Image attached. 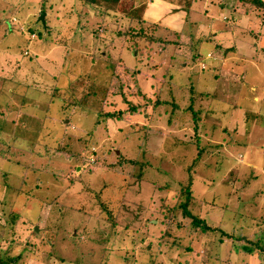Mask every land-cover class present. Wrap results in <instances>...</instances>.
<instances>
[{"label":"rangeland","instance_id":"1","mask_svg":"<svg viewBox=\"0 0 264 264\" xmlns=\"http://www.w3.org/2000/svg\"><path fill=\"white\" fill-rule=\"evenodd\" d=\"M39 1L0 0V20L9 16L15 27L0 42V256L20 255L18 264H203L207 250L217 251L216 264H264V250L252 247L253 258L243 249L264 236V77L247 71L243 99L252 108L233 128L221 113L240 110L221 103L229 98L221 92L226 77L214 80L210 68L201 69L217 63L206 58L208 50L244 28L239 17L230 23L231 13L204 14L221 15L226 6L243 13L241 1L175 0L198 12L177 34L184 18L175 5L164 3L163 16H171L164 28L136 29L142 21L122 13L155 0H120L114 17L108 4L45 0V35ZM259 17L264 24V13ZM210 21L218 25L216 38L202 41L213 36ZM3 30L0 24V36ZM262 56L255 58L264 68ZM138 85L148 102L134 97ZM213 88L219 102L200 92ZM190 97L211 108L201 110L207 118L194 137L185 110ZM136 105L141 110L133 114ZM105 112L121 118L108 120ZM196 145L205 150L200 159ZM191 179L188 209L212 231L195 229L182 215ZM115 239L125 245L113 253Z\"/></svg>","mask_w":264,"mask_h":264},{"label":"crops","instance_id":"2","mask_svg":"<svg viewBox=\"0 0 264 264\" xmlns=\"http://www.w3.org/2000/svg\"><path fill=\"white\" fill-rule=\"evenodd\" d=\"M236 1L239 2V0H236ZM176 2L177 1H175V0H173V1L172 0H161V1L155 0V1L151 2V6L146 5V3H145L143 5L144 6L143 7V14H142V18H141L143 24L155 25V27L157 29H159V27H157L159 25L163 27L164 22L166 20H168V22H169V19L171 17V16H169V17L163 16L165 13L164 8L166 7V5H164V3L167 5H175L176 9H174L173 11L174 12L179 11V13L181 15H183V18H184V21L182 20V25H181L180 29L176 33L180 34V32H181L184 34L185 30L183 28H184L185 18H188V15L190 13H194L196 15L198 12L195 11L193 8L191 10L190 7L187 8V10H182L181 8L178 7ZM212 6L213 7L215 6V3L213 1H211V3L209 4V7H212ZM224 6H226V5H224ZM228 9L229 8L227 6L222 8L221 9V15L215 14L213 11L204 14L207 16H204L200 12H199V14H202L200 16L201 18L203 16L204 17L210 16L212 19V15L215 17L222 16L224 18L228 12V13H231V16H233V18H234L233 21H230L231 24L234 25V22L237 21L238 17L240 20H242L241 23L244 24V28L239 27V25H238L239 30H241L238 33L239 35H237V37H239V39H237V37L234 36V34L228 35L227 38L229 39V41H227L228 39L225 38L226 41L222 40V42H220L217 45H214L213 48L208 50V52L206 53V58L208 60H210V58H208V57L212 56L213 54H217V56L220 57L219 60L215 59V60H217L216 64H213V65L210 64V65L214 67V68H212V70L218 71L217 75H222V76L226 77V80H224V82H221V88H222V86L224 87V90L222 88L221 92H223L225 94L227 93L229 98L227 100L224 98H223V100L221 99V103L223 102L227 106L228 105L233 106L232 107L233 110L235 107H238L240 109L237 111H230L229 113L226 112V115H225V110L221 111V113H223L222 118L226 122V124H229L233 128H236L235 124L237 126V125H239L240 120L242 122L243 120L247 119L248 116H247V113H245V111L248 112L247 109L252 108V103H251V100H249V97L247 99L246 98L243 99V96H245L246 93H245L244 89L242 90V88L245 86V75L247 74V71L249 70V68H251L252 71H254V73H256L258 75V77H260V78L264 77V68H262V62L259 58H255V57H257V55L259 53V56L263 55L262 60H264V28H263L264 24L261 25L259 22H257L258 19H260L259 16H261V14L264 13V10H261V11H258V10L254 11L253 10L247 14V13H241V12L240 13L231 12ZM224 19H227V18H224ZM211 21L207 24L208 32H209L207 34H210L213 36L206 37L202 41L209 40L213 37L216 38V34H217L216 29H217L218 25H216V22L212 23ZM261 22L264 23V20ZM0 24H2V23H0ZM167 26H169V25H167ZM167 26L165 27V29H169ZM2 27H4L3 24H2ZM195 28L196 27H194V29ZM211 28L212 29L214 28V31L212 30V32H211L210 31ZM171 31H174V30L171 29ZM247 32L250 35H246ZM219 34H221V31L219 32ZM243 35H245V36H243ZM247 36H252L253 38L252 37L248 38ZM4 37H5L4 34H1L0 42H2L4 40L3 39ZM253 40L255 43L252 42ZM202 41H200L198 43L201 44ZM225 46H227V47H225ZM221 51H222V54H221ZM196 52H197V55H199L197 50H196ZM247 59H248V61H247ZM253 59L255 61L251 62L249 64V61L253 60ZM204 65H206V64H202V66H204ZM216 79H218V78L216 77ZM253 83H255V82L253 81ZM216 86H217V84H216ZM249 90L252 91L255 89L250 88ZM213 91H215L216 95L218 96L217 89L213 88V89H210L208 91L209 97L211 95H213V93H212ZM263 92H264V88H263ZM213 97H215V96H213ZM234 99L236 100V102ZM219 100L220 99L218 97H216L214 102H219ZM253 100L258 101L259 100L258 96H253ZM213 115H214V113H212L210 116L212 117ZM234 119H236L235 123H234ZM255 130H256L255 126H252L247 131L248 132V134H247L248 142H250L253 139V134L255 133ZM204 132H205V128H204V131L202 132L203 138L205 137ZM219 148H220L221 152L226 154L225 149L226 150L228 149V147L226 145H223L222 147H219Z\"/></svg>","mask_w":264,"mask_h":264},{"label":"trees","instance_id":"3","mask_svg":"<svg viewBox=\"0 0 264 264\" xmlns=\"http://www.w3.org/2000/svg\"><path fill=\"white\" fill-rule=\"evenodd\" d=\"M4 2H5V0H3ZM83 3H84V5H87V6H90V5H93V4H95V6H99L98 4H104V6H105V4H108V8H106V11H107V13H111L112 12V17H114V15H115V13H117L116 11H117V4H118V2L120 1V0H81ZM173 1V0H172ZM241 1V3L245 6V10H244V12L243 13H250L251 11H253V10H258V11H261V10H264V1L263 0H240ZM40 2V5H41V12L42 11H45V13L46 14H48V11H47V8H45V6H44V2H45V0H40L39 1ZM143 5H140L139 7H136L135 9H131L130 11H127L125 14L124 13H122V15L124 16V18H126V20H128V22L129 21H131V20H138V21H142V14H143ZM4 6H2V11L4 10ZM138 8V10H136ZM187 8H189V5L187 4ZM16 9H17V7H16ZM16 9H12V11H11V14H13V15H16L17 16V14H16ZM186 9V8H185ZM40 12V13H41ZM235 12V11H234ZM107 13H104V15H103V17L105 18V20H106V16H107ZM37 17H35L34 18V21H35V19H36ZM84 18V17H83ZM44 20H45V22H44V24H42L41 23V21H38L39 23H41V25H43L44 27H45V32H44V35L45 34H49V28H51V26L48 24V19H47V16H45V18H44ZM140 21V22H141ZM107 22H109V20H107ZM0 23H2L3 24V28H4V30H3V34H4V36H6V35H8V34H11V33H14L15 32V30H13L15 27L13 26V23H12V21H11V19H10V17L9 16H6V17H4V18H2V20H0ZM142 24H143V22L141 23V26L140 27H134V28H138V29H141L142 28ZM30 29V31H32V28L31 27H29ZM144 28V27H143ZM156 28V27H155ZM133 30V29H132ZM34 33V32H33ZM124 34H126V31H124L123 32ZM132 34H137V32H133ZM41 35V34H40ZM125 35H123V37H124ZM45 39H46V36L44 37ZM47 40V39H46ZM134 44V43H133ZM193 54H195L196 55V57H197V52H194ZM222 54V53H221ZM194 55V56H195ZM208 58H210V59H220V57H218L217 56V54L216 55H214V57H213V55L212 56H209ZM211 69L210 71H208V75L209 74H211V76L214 78V80L216 79V77H217V72L218 71H215V70H212V68H214L213 66H211L210 64H206V65H204L201 69H202V71H204V69ZM136 72H132V74H135ZM137 80V79H136ZM14 82H16V81H14ZM24 79H23V81H21L20 82V85H22V86H24ZM115 86V85H114ZM113 88H115V87H113ZM61 91V90H60ZM60 91H58V93H57V95L59 94V97L62 99V100H64V99H66L65 97H63V95H62V93H60ZM209 91V90H208ZM201 92V94H202V96H206V97H208L209 99H210V102H211V100H213V99H215L216 97H218L217 95H216V92L215 91H213L212 93H213V95H211L210 97L208 96L209 94H208V92H206V91H200ZM121 94V93H120ZM215 94V95H214ZM213 96H215V97H213ZM134 97H136V98H138V99H142V100H144V101H146V102H148L147 100H148V97H147V95H144L143 94V92H141V90H140V87H139V85L137 86V92H135L134 93ZM208 98H206V99H208ZM25 98L24 97H22L21 98V100H20V102L22 103V101L24 100ZM176 99V98H175ZM202 98H200L199 100H201ZM208 99V100H209ZM177 100V99H176ZM179 101V100H178ZM75 101H73V103H74ZM20 103V104H21ZM160 103L161 104H165V103H167V104H169V101H166V100H164V101H160ZM159 103V104H160ZM201 103V102H200ZM171 106H173V107H176V106H174V104H178V102L177 101H175V103H173V101H171ZM141 105V104H140ZM201 105H199V103H196L195 101H194V99L192 98V97H190V98H188V106L185 108V110H187L190 114H192V117H191V119H190V121L192 122V124H193V127H191L192 129L191 130H189V131H192V134L191 135H193V137L195 136V134H196V131H197V129H198V127L200 126V123H201V121L202 120H204L205 118H207V117H204V118H202L201 116H200V112H201V110H207V113H209L210 111H211V108H206V109H203L204 107H200ZM21 108H24V106L23 105H21ZM141 110V108H138V105H136V106H130L129 107V111L131 112V113H133V114H138L139 113V111ZM121 112H118V113H115V112H105L104 114H103V116L106 118V119H108V120H113V119H115V120H120V118H121V114H120ZM169 122V121H168ZM98 124H99V122H97L96 124H95V130H97L98 129ZM168 124V123H167ZM190 135V136H191ZM189 136V137H190ZM197 137V136H196ZM200 138H201V136H200ZM203 139V138H202ZM162 140H163V143L164 142H167L168 141V138H166V134L164 133V135H163V138H162ZM176 142V141H175ZM181 142H183V140H181V141H179V143H181ZM200 145V144H199ZM197 147H198V145H196ZM201 147V146H200ZM200 147H198V155H197V158L196 159H200L201 158V156L203 155V152L205 151L202 147L200 148ZM126 163H129V164H131V165H133L134 163H135V161H133L132 159H128L127 161H125ZM195 164V163H194ZM191 181H193L192 179L189 181V185L185 188V203L182 205V215H184V217H188V218H190L191 219V224L195 227V229L197 228V229H201L202 231H212L213 229L211 228V227H209L208 225H207V223L204 221V220H201V219H199L198 217H196L194 214H192L190 211H189V209H188V204H189V202H190V200L191 199H193V196H192V191H191V189H190V184H191ZM29 195V194H28ZM34 194H30V196H28L29 198H32L31 196H33ZM103 211H108V209L105 207V206H103ZM50 217H51V215L49 216V219H50ZM50 221V220H49ZM168 221H166V223H167ZM113 223H114V221H113ZM59 227H61L60 225L56 228L57 229V233L59 232ZM217 231V230H216ZM203 232V235L204 234H206V233H204ZM56 233V234H57ZM72 234V233H71ZM222 234L223 235H226V236H228V234H226V232L225 231H222ZM54 235V233H52V236ZM123 238V237H122ZM231 238H232V236H231ZM124 239V238H123ZM123 239H120L121 240V242H119L118 240H114V242L112 241V240H110V243L109 244H112V247H113V249H112V251H113V253L116 251V250H119V247H123L125 244H126V241H125V239H124V241H125V244H124V242H123ZM49 241V240H48ZM109 241L107 240V243H108ZM221 242H224L223 240H221ZM122 243V244H121ZM51 244H53V243H51ZM252 245H250V246H244L243 247V249L245 250V252L248 254V255H250V253H252L253 251H252V247H256V249H258L259 251H261V250H264V236L263 237H261V239H260V241H256L255 243H251ZM205 245V248L207 247V245L206 244H204ZM204 245L202 246V247H204ZM216 246V245H215ZM217 247V246H216ZM52 248H54V244L52 245ZM115 250V251H114ZM210 250H212V249H210ZM216 250V249H215ZM217 252V251H216ZM216 252H214V253H212V252H209V251H207L206 250V252L203 254V256L200 258V260H199V262H203V264H210V263H214V264H216L218 261H219V258H220V256H217L216 255ZM261 253V252H260ZM259 255V254H258ZM251 256L253 257V258H255V254L254 253H252L251 254ZM21 256L20 255H17V256H6L5 258L4 257H1L0 256V264H18V263H20V261H21ZM214 261H216V262H214Z\"/></svg>","mask_w":264,"mask_h":264},{"label":"water","instance_id":"4","mask_svg":"<svg viewBox=\"0 0 264 264\" xmlns=\"http://www.w3.org/2000/svg\"><path fill=\"white\" fill-rule=\"evenodd\" d=\"M45 12L44 11H42L41 13H40V15L38 16V18H37V20L38 21H41V23L42 24H44V22H45V20H44V18H45Z\"/></svg>","mask_w":264,"mask_h":264},{"label":"built area","instance_id":"5","mask_svg":"<svg viewBox=\"0 0 264 264\" xmlns=\"http://www.w3.org/2000/svg\"><path fill=\"white\" fill-rule=\"evenodd\" d=\"M209 56V55H208Z\"/></svg>","mask_w":264,"mask_h":264}]
</instances>
